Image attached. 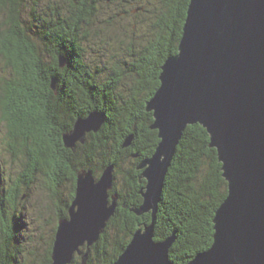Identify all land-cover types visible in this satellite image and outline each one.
Listing matches in <instances>:
<instances>
[{
	"label": "trees",
	"instance_id": "obj_1",
	"mask_svg": "<svg viewBox=\"0 0 264 264\" xmlns=\"http://www.w3.org/2000/svg\"><path fill=\"white\" fill-rule=\"evenodd\" d=\"M189 4L0 0V124L6 131L0 150V264H52L59 220L69 216L78 173L90 168L100 176L115 166L118 205L99 240L84 246L71 264H113L134 233L153 221L152 212L132 210L141 206L146 185L138 165L160 141L147 103L161 84L166 59L179 51ZM93 111L105 113L100 130L67 147L64 134ZM227 194L207 129L188 125L154 220L156 241L175 236L169 251L174 264L210 248L215 213ZM35 195L46 204L32 211L28 204ZM48 212L53 220L45 217ZM39 221L42 227L52 222L51 231L32 235Z\"/></svg>",
	"mask_w": 264,
	"mask_h": 264
},
{
	"label": "water",
	"instance_id": "obj_2",
	"mask_svg": "<svg viewBox=\"0 0 264 264\" xmlns=\"http://www.w3.org/2000/svg\"><path fill=\"white\" fill-rule=\"evenodd\" d=\"M160 80L147 103L160 141L138 165L146 185L141 206L132 208L152 212L153 221L134 233L113 264H174L175 236L156 241L154 220L177 146L195 123L207 129L217 150L228 194L215 213L212 245L186 264H264V0H190L179 51L166 59ZM105 118L101 111L78 118L63 136L65 145L84 142ZM114 167L100 176L91 168L78 173L52 264H70L81 246L90 248L105 231L118 205Z\"/></svg>",
	"mask_w": 264,
	"mask_h": 264
},
{
	"label": "rangeland",
	"instance_id": "obj_3",
	"mask_svg": "<svg viewBox=\"0 0 264 264\" xmlns=\"http://www.w3.org/2000/svg\"><path fill=\"white\" fill-rule=\"evenodd\" d=\"M1 64V63H0ZM0 67H1V65H0ZM4 128L1 126V124H0V150H2L3 149V146H2V140H3V137H4V133L6 132H4ZM5 154V153H4ZM5 158L7 159V156L5 155ZM2 160L4 161V159H3V157H2ZM9 162V161H8ZM141 163V162H140ZM139 163V164H140ZM9 166V165H8ZM10 168V166L8 167V169ZM8 169H7V171L6 172H8V174H10L11 172H14L13 171V168H10V171H8ZM142 170V169H141ZM12 174V173H11ZM141 175H142V173H141ZM142 178H144V177H142ZM39 195V194H38ZM34 199H36V200H34V201H31L29 204H28V208L31 210L32 209V211H34V209L35 210H37L38 208H39V205H40V203L42 204V203H44V204H46L45 202H44V200H43V198H42V200L43 201H41V198H39L37 195H35L34 196ZM33 202H35V203H33ZM31 203H33V204H35L34 206L35 207H33L32 205H31ZM27 208V209H28ZM54 213V212H53ZM53 213H50V212H48V214H45V215H47V216H45V217H49V220L50 219H52L53 220ZM69 215V214H68ZM69 217V216H68ZM67 218V217H66ZM43 223V222H42ZM42 223L39 221L37 224H36V226H35V230L32 232V231H30V233H32V235H35V234H40L42 231H44V233L43 234H45V233H48L49 231H51V228H52V226H53V224H52V222L51 223H49L48 225L46 224V225H44L43 227H42ZM142 228V227H141ZM38 232V233H37ZM41 241V247H40V245H38V251H37V253H38V255H40V254H42L43 253V246H42V240H40ZM30 243V242H29ZM84 246H86V245H84ZM84 246H81V249L84 247ZM71 264V263H70Z\"/></svg>",
	"mask_w": 264,
	"mask_h": 264
},
{
	"label": "bare ground",
	"instance_id": "obj_4",
	"mask_svg": "<svg viewBox=\"0 0 264 264\" xmlns=\"http://www.w3.org/2000/svg\"><path fill=\"white\" fill-rule=\"evenodd\" d=\"M119 257H120V256H119ZM119 257H118V258H119Z\"/></svg>",
	"mask_w": 264,
	"mask_h": 264
}]
</instances>
